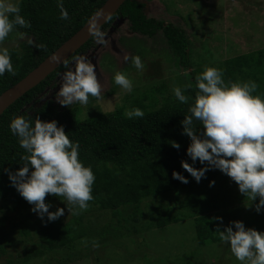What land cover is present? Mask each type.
I'll return each mask as SVG.
<instances>
[{"label":"trees","instance_id":"trees-1","mask_svg":"<svg viewBox=\"0 0 264 264\" xmlns=\"http://www.w3.org/2000/svg\"><path fill=\"white\" fill-rule=\"evenodd\" d=\"M105 1L63 0V9L68 14V19L64 20L61 19L57 0H18L20 15L29 22L30 27L16 26L9 33L12 39L17 38L10 41L8 36L7 39L11 44L16 42L7 48L15 75L5 72L0 76V94L72 36ZM166 18L161 13L151 15L145 0H125L100 28L105 33L116 21H122L131 36L149 39L151 46H158L171 55L167 61L172 64L174 75L167 81H157L134 98L130 94V105L126 106L129 97L124 92L121 94L122 102L125 101L126 105L120 104L105 113L98 111L91 114L89 111L85 117L81 114V108L89 110L105 93L99 99L90 96L84 107L78 102L68 107L59 105L55 100L54 85L56 76L65 71L62 63L0 115V256L8 253L7 245L15 247L24 243L23 253L16 258L9 253L5 264H29L34 258L53 251L65 255L63 260H69V256H77L75 252L83 251L81 245L86 244L85 251L88 252L96 250H90L88 244L99 243L126 251L129 247L124 240L134 238L140 230L163 229L180 220L179 216L171 214L170 206L154 207L153 219L147 216L143 207L146 200L164 198L170 194H173L180 208L206 211L189 213L198 246L220 242L216 232L217 228L222 231V224L216 219L221 218L218 212L230 209L231 199L240 200L243 195L228 186L230 179L218 169L206 171L197 183L181 166V160L197 169L205 165L200 164L198 159L193 163L186 154L190 138L182 134L180 122L184 115L189 114V105L180 103L172 88L174 85L191 83L192 88L186 89L184 94L194 96L195 77L206 66L217 67L222 71L225 81L256 82L258 87L253 95L264 99V48L222 60L211 57L200 62V59H195L200 58L197 56L200 55L198 51L197 57L193 56V41L188 39L183 25L171 19L166 22ZM124 39L120 37V42L123 43ZM96 44V40L91 37L68 60L73 56H85ZM133 46L136 47L130 49L137 52L139 57L145 56L148 51L146 46L145 52L140 45ZM202 55L206 57L204 53ZM112 92H115L114 87L107 95ZM132 108L141 109L143 117L129 119L126 111ZM15 115L30 119L38 117L41 121L55 120L58 126H63L70 140L79 141V159L85 166H91L95 176L93 200L88 202L87 209L78 215L72 214L65 222L62 217L48 221L46 215L43 219L38 217L33 221L35 212L30 210L32 205L20 196L8 178L9 173H14L22 166L20 156L24 154L18 138L9 130V122ZM173 141L180 145L179 149L172 147ZM173 171L184 176L188 182L174 179ZM209 181H214V185L209 186ZM44 199L45 203L53 200L63 202L62 197L53 194H46ZM14 211L16 215L9 219L7 214ZM97 211L109 213L110 219L102 224L90 219L91 214ZM8 219L10 225L5 229ZM36 231L39 241L29 246L31 234ZM110 240L113 241L110 243Z\"/></svg>","mask_w":264,"mask_h":264},{"label":"clouds","instance_id":"clouds-1","mask_svg":"<svg viewBox=\"0 0 264 264\" xmlns=\"http://www.w3.org/2000/svg\"><path fill=\"white\" fill-rule=\"evenodd\" d=\"M57 5L61 9V19H68L63 0H57ZM16 26L30 27L20 15L18 0L15 3L0 0V43ZM87 32L98 44L104 43L106 34L95 20L87 26ZM123 59L131 60L137 70L145 67L137 55H124ZM63 66L65 71L56 76L57 79L61 75L57 91L61 99L57 101L62 106L77 102L87 105L90 96L100 98L101 85L94 65L85 56L66 59ZM5 72L15 75L9 50L0 47V76ZM113 80L125 93L132 92V81L125 73L116 71ZM257 87L254 81H225L219 68L206 66L195 77L194 96L184 94L186 89L192 88L191 83L174 85L172 91L180 103L189 105V114L180 122L182 134L190 138L186 154L193 163L198 159L205 165L197 169L181 160V166L197 183L206 171L218 169L237 184L238 191L250 202L259 197L255 204V211L259 213L264 207V99L253 95ZM143 115L139 108L126 111L129 119ZM9 130L18 138L24 154L20 156L22 166L9 173L8 178L20 196L32 205L30 210L41 219L46 215L48 221L64 215L63 208L49 211L51 205L45 203L46 194L62 197L66 206H71H67L68 212L74 215L87 209L88 202L93 200L95 176L91 166H85L79 159V141L70 140L63 126H58L55 120L41 121L38 117L30 119L15 115L9 122ZM171 145L180 147L174 141ZM172 176L182 183L188 182L175 171ZM214 183L209 181V186ZM216 232L240 264H264V231L246 228L243 222L235 220L223 231L217 228Z\"/></svg>","mask_w":264,"mask_h":264},{"label":"rangeland","instance_id":"rangeland-1","mask_svg":"<svg viewBox=\"0 0 264 264\" xmlns=\"http://www.w3.org/2000/svg\"><path fill=\"white\" fill-rule=\"evenodd\" d=\"M16 1L13 0V2ZM145 3L151 15L155 16L161 13L164 17H168L166 22L171 19L174 23L183 25L188 39L193 41V46H191V49L194 50L193 56H200V58H195L200 59V62L211 59V57L222 60L264 48V0H145ZM105 34L104 43H97L96 47L89 51L85 57L94 65L97 79L101 85V96L104 93L106 95L93 103L89 110L81 108L83 117L89 111L91 114L98 111L105 113L126 103L122 102L121 94L124 91L113 80L116 71L125 73L132 81V92H124L129 97L126 106L130 105L132 99L130 94L134 98L137 93H142L157 81L161 79L167 81L174 75L172 64L167 61L169 52L158 46H151L149 39L145 40L139 35L131 36L122 21H116ZM8 36L0 43V47L8 48L16 43L14 41L11 44L9 40L7 41ZM120 37H125L123 43L120 42ZM9 38L10 41L17 39H12L10 36ZM133 45H140L141 49L144 48V52L148 47L145 56H140L145 65L143 70H137L131 65L130 60L123 59L124 55L129 57L137 55V52L130 49V47H136ZM196 51L200 55L195 56ZM203 53L206 57H203ZM61 75L55 80L54 85L56 101L61 99L57 93ZM113 87L115 92L109 94L110 96L107 95V92ZM80 106L84 107L81 104ZM228 179H230L228 186H231L237 194L240 193L237 184L230 177ZM258 200L259 197L251 202L247 196H242L240 200L232 198L229 203L230 209L218 212L222 218L219 221L222 224V231L225 226H229L230 221L235 220L243 222L246 228L250 227L258 232L264 231V207L259 213L255 211V204L258 203ZM48 204L51 205L49 211H54L57 207L64 209V215L61 216L64 222L71 217L72 213L68 212L64 202L53 200ZM156 206L161 208L170 206L171 214L182 218L163 229L147 230L144 228L134 235V238L123 239L129 247L126 251L113 248L110 244L102 246L99 243L88 244L90 250L96 249L88 252L85 251L86 244L81 245L83 251L79 253L74 251L77 256L73 254L69 256V260H63L65 255L61 256L57 251H53L51 254L34 258L29 264H240L230 252L229 246L222 241L201 247L197 245L194 239L193 221L189 214L196 212L194 208H180L173 194H170L164 198L146 200L143 207L148 217L151 216L152 219L155 217L152 211ZM93 213L95 214H91L90 219H96L99 224L111 217L107 212ZM200 213H206V211L197 210L195 214ZM15 215V211L7 214L9 219ZM38 217L34 213L33 221ZM9 219L5 221V229L10 225ZM35 227L37 229L36 225ZM233 230H235L234 226ZM30 238L29 246L39 241V233L33 232ZM113 240L109 242L111 243ZM22 244L24 245V243ZM23 245L17 244L15 247L7 245L8 253L0 256V263L5 264L9 253L14 258L21 255Z\"/></svg>","mask_w":264,"mask_h":264},{"label":"water","instance_id":"water-1","mask_svg":"<svg viewBox=\"0 0 264 264\" xmlns=\"http://www.w3.org/2000/svg\"><path fill=\"white\" fill-rule=\"evenodd\" d=\"M124 1L125 0H106L72 36L45 57L18 82L4 90L0 94V115L16 99L45 79L51 72L59 67L64 60L68 59L70 55L92 37L87 32V26L93 20H95L101 28L108 21L106 17H111Z\"/></svg>","mask_w":264,"mask_h":264},{"label":"flooded vegetation","instance_id":"flooded-vegetation-1","mask_svg":"<svg viewBox=\"0 0 264 264\" xmlns=\"http://www.w3.org/2000/svg\"><path fill=\"white\" fill-rule=\"evenodd\" d=\"M146 6H147V4H146Z\"/></svg>","mask_w":264,"mask_h":264}]
</instances>
